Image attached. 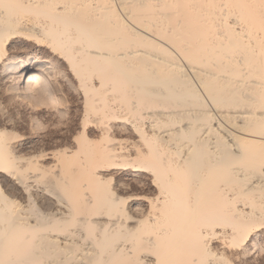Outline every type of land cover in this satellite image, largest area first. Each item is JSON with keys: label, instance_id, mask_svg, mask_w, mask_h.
Listing matches in <instances>:
<instances>
[{"label": "bare ground", "instance_id": "6f19581e", "mask_svg": "<svg viewBox=\"0 0 264 264\" xmlns=\"http://www.w3.org/2000/svg\"><path fill=\"white\" fill-rule=\"evenodd\" d=\"M151 260L264 264V0H0V264Z\"/></svg>", "mask_w": 264, "mask_h": 264}, {"label": "rangeland", "instance_id": "374dc122", "mask_svg": "<svg viewBox=\"0 0 264 264\" xmlns=\"http://www.w3.org/2000/svg\"><path fill=\"white\" fill-rule=\"evenodd\" d=\"M21 115V114H20ZM19 115V116H20ZM22 116H24L23 114H22ZM23 126V125H22ZM24 127V126H23ZM57 131L58 132V130H57V128L56 129H52L51 130V132H54V131ZM55 131V132H56ZM136 182V183H135ZM139 182H140V180H139ZM138 182V180L137 181H132V182H130L129 183V185L127 186V187H129V188H127V187H125L123 190H119V192L120 191H122V192H120V195L121 196H123V195H126V196H130V195H137L138 193L140 194V195H145V194H149V190L146 188V186L145 185H143L144 187H142V183H141V186H140V183ZM138 184V185H137ZM148 192V193H147ZM138 194V195H139ZM126 196H123V197H126Z\"/></svg>", "mask_w": 264, "mask_h": 264}, {"label": "snow or ice", "instance_id": "6c2138e0", "mask_svg": "<svg viewBox=\"0 0 264 264\" xmlns=\"http://www.w3.org/2000/svg\"><path fill=\"white\" fill-rule=\"evenodd\" d=\"M148 264H155L154 260L148 261Z\"/></svg>", "mask_w": 264, "mask_h": 264}]
</instances>
